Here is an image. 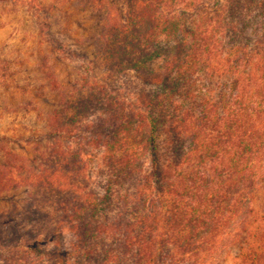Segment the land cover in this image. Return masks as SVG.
Instances as JSON below:
<instances>
[{
	"label": "trees",
	"instance_id": "1",
	"mask_svg": "<svg viewBox=\"0 0 264 264\" xmlns=\"http://www.w3.org/2000/svg\"><path fill=\"white\" fill-rule=\"evenodd\" d=\"M28 3L53 52L85 60L53 35V6ZM122 3L100 25L83 77L59 95L45 135L101 150L102 194L80 147L55 145L28 178L56 204L58 232H77L54 264H213L230 247L236 259L264 264V223L253 218L264 190V0ZM21 227L0 229V252L12 254L4 264L52 256Z\"/></svg>",
	"mask_w": 264,
	"mask_h": 264
},
{
	"label": "rangeland",
	"instance_id": "2",
	"mask_svg": "<svg viewBox=\"0 0 264 264\" xmlns=\"http://www.w3.org/2000/svg\"><path fill=\"white\" fill-rule=\"evenodd\" d=\"M37 1L53 6V35L64 40L70 48L86 51V55L82 61L70 59L62 52H53L50 44L45 43L36 31L34 16L37 12L28 0L0 3V172L5 175L4 184H0V229L13 225L15 231V227L17 230L23 225L21 229L35 231L34 238L42 239L41 248L51 249L52 256L27 257L32 259V264H54L59 261L55 253L71 247L77 232L67 226L58 232L59 229L54 227V222L60 218L56 204L47 202L41 191L39 196L35 195L36 190L28 178L34 174L33 168L44 169L42 164L47 162V154L55 145L67 148L68 152L80 147L93 156L87 170L92 185L98 194H102L98 185L104 179L101 173L105 172L101 150L86 147L83 140L75 138L53 145L45 135L53 123L49 114L56 108L59 95L83 77L81 62L87 64L93 59L92 44L100 25L120 16L124 7L122 0ZM94 75L103 76L96 70ZM122 80L139 82L131 74H126ZM3 162L13 168L1 167ZM56 198L52 196V200ZM253 210V218L264 223V190L256 197ZM28 240L24 237L20 242ZM24 249L23 246L20 248ZM234 253V248L226 249L213 264H247L236 259ZM11 255L1 250L0 264Z\"/></svg>",
	"mask_w": 264,
	"mask_h": 264
}]
</instances>
